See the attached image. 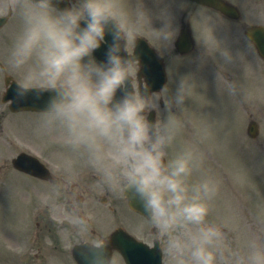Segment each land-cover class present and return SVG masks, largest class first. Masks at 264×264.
<instances>
[{
  "label": "clouds",
  "instance_id": "obj_1",
  "mask_svg": "<svg viewBox=\"0 0 264 264\" xmlns=\"http://www.w3.org/2000/svg\"><path fill=\"white\" fill-rule=\"evenodd\" d=\"M2 9L17 21L7 49L8 64L21 75L17 96L46 97L37 134L82 154L110 190L139 200L169 264H264V233L234 243L226 223L213 218L220 181L206 165V134L185 135L192 122L185 101L197 94L196 84L183 77L170 97L138 75L137 36L171 43L170 22L154 28L143 0L135 6L130 0H4ZM227 87L237 91L235 84ZM75 163L71 155L57 157L63 171ZM60 180L54 176L52 183ZM257 219L264 224V216ZM76 225L82 264H115L108 237L93 234L84 217Z\"/></svg>",
  "mask_w": 264,
  "mask_h": 264
},
{
  "label": "rangeland",
  "instance_id": "obj_2",
  "mask_svg": "<svg viewBox=\"0 0 264 264\" xmlns=\"http://www.w3.org/2000/svg\"><path fill=\"white\" fill-rule=\"evenodd\" d=\"M137 1L138 0H130L133 5H135ZM173 1L179 5H183L182 0ZM171 13L172 10L170 8L164 7H157L151 11L153 17L159 19L164 18L163 23L165 24H168L169 22L173 23ZM209 23L210 20L208 16L202 12L201 14L196 15L194 19V29L196 31L200 29L201 35H206L204 33L206 30L209 35L219 38L221 32H213L214 27H210ZM16 26L17 21L15 19L9 26L12 36ZM237 39H239L238 35H236L234 40L236 41ZM11 40L5 47L0 46V54L4 62H8L7 49L10 46ZM201 48V42H198V49L200 50ZM225 53L228 54L227 57L225 56ZM253 53L250 52L248 54V57H250L249 63L252 65L249 68L248 73L244 76L240 74L229 82V84L237 85V91L235 94L231 93L228 90V87L223 88L217 85L213 86L199 76L200 73H202L207 77L209 76L211 80V76H217V73H222V71L225 70L224 68H219L216 64L202 65L208 68L207 70H202L201 66L193 63L194 61H200L205 58L210 60V51L201 50L200 54H196L192 57V61L187 59L178 63H176L178 59L174 58V56H169L171 72H175L176 79L191 77L197 86V94L190 106L192 109L196 110V114L199 115L201 119L200 120L197 117L199 119V132L206 134V141L217 142V146L214 148L218 153L217 156L212 153L211 148H206V165L218 176L219 181L222 182V185L224 186L222 189H220L221 187L219 186V192L213 205V218L218 222L226 223L227 226L225 231L229 238L232 239L234 243L239 242L241 244L243 243L244 238L248 235L264 233V224L260 223L257 219L258 215L264 216V187L258 185V178H260L262 174L264 175V172L255 174L248 171L249 160L248 162L240 160L243 153L253 150L254 160L258 163L264 162V100L254 98L264 95V77L262 74V65L257 58L252 55ZM215 54L217 60L221 64H231L234 66L241 64L247 56L244 49H238L236 45L228 39H225L224 42H220L219 48L216 49ZM193 67H196L194 71L190 69ZM179 82L177 83V86ZM211 91H214L216 97V105L214 108L212 102L209 99L206 100ZM238 94L241 97L248 96L250 100L253 98L249 110L246 111V115L249 114L252 116V118L257 120L261 126V137L253 144L250 143L247 138V140L236 143V138H234L235 133L243 132L242 125L237 121L236 112L243 110V124H246L247 122L245 111L242 109L243 103ZM39 115L40 114L16 115L12 118L10 117L7 120V124L11 123L12 125H15L17 127L16 129H9L15 131L19 136H22L26 142L31 144L34 148H37L39 141L41 143V148L44 149L43 145L51 142L53 138H46L37 134L36 121ZM238 116H242V111L238 112ZM10 136L11 135L4 137L9 138ZM0 148L2 152L0 163L6 162L8 158L13 155V151H15L12 146H10V149L5 146L2 138H0ZM233 149H235V152ZM66 153L79 159H86L82 154L71 153L67 147ZM233 153L235 154L236 159L233 157ZM5 158L7 159L5 160ZM223 160H226L229 166L233 168L231 174L232 177L228 176V174L222 169L224 163ZM28 181L29 180L24 176L13 172L10 175V183L6 184L4 191L0 194V244L10 240V244L12 245L22 243L20 242L21 239L19 241L18 239L14 240L11 238L15 236L22 237L24 234L23 222L26 220L28 205L23 202L22 198L27 200L26 202L29 201V204H32L34 200H38L37 197L31 195V189L28 192L29 195L25 193L21 197V184ZM48 187L49 186H46V191H52V189ZM251 204H254L253 216L249 214V212L252 211ZM110 206L115 209L119 208L118 212L123 210L121 213V219H119L121 222L126 223L130 228L135 229L133 231L134 233L143 237H148L146 228L151 224L130 213L126 202L123 203L122 201L119 204H111ZM49 217L50 215H48L46 219L48 220ZM112 217L113 216H111V221ZM137 220H140L141 224L144 225L142 231L139 229V226L137 225L138 223H134ZM28 221L29 217L26 223ZM129 222L134 223L133 226H131ZM111 225L112 224L110 223V226ZM27 230H30L29 226L27 227ZM50 237H54L57 241V246L49 244ZM70 239L71 237L68 238L64 236L58 228H54L52 224L48 223L46 229L43 227V232H41L40 236V258L30 259L29 264H53V261H57L61 258L63 259L61 262L59 261L58 264H75L70 257H67L68 254L65 252V249L73 241L72 239L71 242H68ZM165 257L166 264H169L166 254ZM116 259H118V257ZM120 260L121 259L115 264H123L121 262L122 260ZM6 261L11 264L10 260H4L3 262L0 261V264H6Z\"/></svg>",
  "mask_w": 264,
  "mask_h": 264
},
{
  "label": "water",
  "instance_id": "obj_3",
  "mask_svg": "<svg viewBox=\"0 0 264 264\" xmlns=\"http://www.w3.org/2000/svg\"><path fill=\"white\" fill-rule=\"evenodd\" d=\"M208 2L209 0H200ZM254 34L257 36L254 38V42L257 48L260 50L261 54L264 56V34L262 32L254 31Z\"/></svg>",
  "mask_w": 264,
  "mask_h": 264
}]
</instances>
